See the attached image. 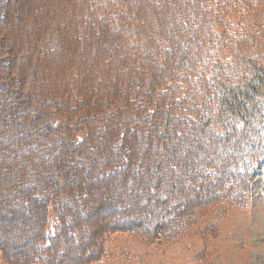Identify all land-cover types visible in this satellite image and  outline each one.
<instances>
[{
	"label": "trees",
	"instance_id": "1",
	"mask_svg": "<svg viewBox=\"0 0 264 264\" xmlns=\"http://www.w3.org/2000/svg\"><path fill=\"white\" fill-rule=\"evenodd\" d=\"M3 2L6 5L9 0ZM140 2L142 6L149 2L158 11L165 6L154 22H147L146 12L138 9ZM148 2L76 0L71 3L77 7L76 11H63L64 16L77 14L82 20L79 28L72 31H64L62 25L66 18L61 16L38 23L29 4L26 5L28 10L20 12L22 16L15 12L12 26L4 28L2 25L0 152L8 149L7 146H11V152L0 156V164L6 161L15 170L8 167L1 172L0 208L4 207L1 202L6 199L5 204L8 201L17 204L16 208L24 215L36 214L38 210L40 230L53 218L47 232L41 231L32 237L33 245L38 248L35 254L30 253L20 261H10L0 241L1 256L6 264H59L58 257L53 261L51 258L58 245L64 243V231L72 224L78 228L79 221L74 217H89L84 201L86 189H81L80 182H76V171L64 175V170L71 168L64 163L68 158L73 165L83 166L85 172L97 169L104 178L120 176L124 186L128 185L133 163L139 164V175L131 184L138 186L140 192L133 212L138 213L140 208L143 217L127 218L125 222L110 219L107 224L112 225L111 228L105 229V224L99 229L100 233L98 231L99 249L93 251L96 256L92 261L103 255L104 242L112 233L126 231L140 236L169 229L177 236L184 220L196 214L195 206L226 202L237 179L245 178V190L248 189L254 176L251 170L264 150V0H201L194 4L197 23L190 26L179 18L174 24L176 29L174 25L171 29L166 25L167 34L163 22L178 0ZM1 12L2 22L9 15L4 8ZM229 13L237 14L235 24L228 19ZM182 16V20L188 18V12ZM13 28L20 41L15 39L16 43L11 40L8 43L2 37ZM50 30L59 37V56L50 55L41 47V37ZM190 32H194L197 42L192 47V40L185 45V51L179 55L180 63L171 64L170 41L154 51L165 35L169 40L172 37L178 41ZM27 35L30 43L21 41V36ZM93 35L98 40L94 41ZM109 44L116 46L107 47ZM178 44L173 47L174 52ZM106 47L112 56L106 55ZM23 49L37 61L41 57L54 58L53 63L47 64L59 67L58 72L50 69L59 80L55 78L56 83L50 81L44 85L40 92L49 91L50 98L38 96L41 104L37 114L32 116V124L24 123L20 128L16 114L19 115L21 106L27 107L34 93L22 92L21 72L16 73L17 84L11 86L8 72L11 62L27 67V60H16ZM153 54L163 57L164 61L170 58L169 66L155 70ZM79 65L87 67L82 73L72 70L71 74L72 66L75 71L79 70ZM72 76L78 79L77 84L65 83ZM97 76L99 82L104 78L100 83L102 94L108 95L104 99L101 93L99 96L94 92ZM73 94L78 98L72 100ZM202 104L207 109L203 113ZM12 112L15 117L8 119ZM38 119L46 121L44 128H37ZM139 143L143 146L140 156L137 155L139 148L135 147ZM97 144L103 145L97 147ZM80 146L84 149L82 157L65 154L66 149L72 154V150ZM92 151L97 153L92 155ZM244 160L250 162L245 174L237 170ZM152 165L160 181L158 188L149 181ZM139 181L144 184L140 185ZM237 194L242 195V192ZM87 197L91 198L89 193ZM153 198L156 201L151 203ZM104 201L101 204L105 205ZM189 201L194 205L192 211ZM132 207L131 202L115 210L128 212ZM163 207H167L163 215L165 221L163 217L162 220L153 218ZM56 254L58 256V252Z\"/></svg>",
	"mask_w": 264,
	"mask_h": 264
},
{
	"label": "rangeland",
	"instance_id": "2",
	"mask_svg": "<svg viewBox=\"0 0 264 264\" xmlns=\"http://www.w3.org/2000/svg\"><path fill=\"white\" fill-rule=\"evenodd\" d=\"M3 1L4 0H2V2ZM22 1L23 0H9L6 5H4V2L2 4L0 1V17L2 16L1 11L3 8L6 10V15H9L7 19L2 21L3 23L0 21V29H2V25H4V28L12 26L14 16H22L21 13H23L26 9L28 10L26 6L28 4L29 7L33 9V17L38 21V23H44V19L46 18L53 19L57 16H61L63 19L66 18L64 24L62 25L64 26V31H72L74 29H78L81 23L80 21H82L78 16H76L77 14H68L67 16H64L63 13L64 10L68 12L72 11V13L74 10H77V7L71 4L76 0H25V4H23ZM143 1L148 2V0ZM199 1L201 0H178V2H176V7L171 10V13L168 8L167 11L169 12L166 13L167 17L163 22L165 26L163 30L166 31V34L168 33L169 28L171 29V25L173 26L176 24L179 18L180 22L186 20L187 24H190V26H193L195 23H197L195 19H197L198 16L194 14L193 11L197 12L194 4ZM102 2H104V0H102ZM57 4H59V6ZM140 4L141 6H138V9H143L146 12L144 19L147 22H154L155 16H157L159 12L163 11L165 6L164 4L162 6V10L158 11L155 6H150L149 2L144 4V6H142L141 2ZM185 11L188 12V18H184L182 20V13ZM115 12L117 13L118 11ZM192 18H194V20H192ZM86 19L89 20L87 16ZM228 19L235 24L237 14L229 13ZM166 25L169 27L168 29L166 28ZM14 31V28L8 31V34L3 36L2 39L8 43L10 40L12 43H16L17 41H15V39H17L19 35H15ZM92 37L94 41L95 39L98 40L97 37L94 39V35ZM164 37L165 39L160 38L157 46L154 48V51H158V49H160L162 46H165L167 42L170 41V46L168 47H172L170 49L172 55V57H170L171 64L175 62L180 63V52L185 51V45L190 42V40H192L190 45L191 47L195 46L197 42V40H195L196 35L194 32H190V34L182 36L180 40L178 38V41L176 38L172 37L169 40L167 35ZM105 38L108 39V36ZM41 39L42 40L40 44L42 49L47 50L48 54L50 55L56 54L59 56V37L55 31L50 30L47 33L44 32V35L41 37ZM18 41H20V39ZM21 41L30 43L31 38L30 36L28 37V35L21 36ZM177 44L179 45L178 50L174 52L173 47H175ZM115 46L116 45L112 46L109 44L107 47ZM107 47L106 55L108 57L112 56L111 51H109ZM151 51H153V49ZM26 53L27 49H23L17 55L16 60H27V67L25 68L24 65L19 66L17 65V62H11L10 72H8L9 77L12 80L11 86H15L17 84L19 78L17 79L16 73L21 72L23 78V84L21 88L22 92L24 91L28 93H34L29 99L27 107L21 106V111L18 112L19 115L16 114L21 122V125L19 126L20 128H23L24 123L32 124V116L37 114L36 112L39 111L41 104L39 97L43 99L50 98L49 91L40 92L44 85L51 82L56 83L59 80V77L56 76L57 74L55 75L54 73H51V70L58 72L59 67L54 64H47L50 61L53 63L54 58L50 60V57H41V59L38 58L37 61ZM153 56L156 59V63H154V65L152 64L155 70H163V67L169 66L167 61L170 60V58L167 61H164L163 57H156V54H153ZM114 58L118 59L116 57ZM151 58L152 57L150 56V59ZM158 59L160 60L157 61ZM216 66H214V68ZM86 67L83 68L79 65V70L77 69L74 71V66H72L71 74L72 70L73 73L76 74H78V72L82 73ZM55 78L57 81L54 80ZM100 79L103 81L104 78L101 77ZM72 82H74V85H76L78 79L72 76L71 79H67L65 81V83ZM101 82H99V77L97 76L96 81L94 82V92L96 91L99 96L101 93L100 97L101 99H104V96L108 95H105V93L104 95L102 94L100 90ZM57 86L59 87L60 84H57ZM74 98H78V96L73 94L71 99L74 100ZM98 107L100 106L98 105ZM206 110V105L202 104V113ZM13 117L15 116L12 112L8 119ZM99 117L100 116L97 115L98 120L100 119ZM46 124V121L38 119L36 126L37 128H44ZM94 124L95 122L93 120V127L97 125L96 124L94 126ZM89 127L91 128V126ZM102 145L103 144H97V147ZM10 147L11 146H7L8 149L1 151L0 156H2V154L5 152L7 153L4 155L9 154L11 152ZM95 147L96 145L94 148ZM135 147L139 148L137 155H142V150L140 149H142L143 146H140L139 143L137 146L135 144ZM82 149L83 148L80 146L78 149H76V151L72 150V154L70 153L69 149H66L65 154L68 156L76 154L77 157H82ZM102 152L107 153L103 150ZM96 153V151H92L91 154L95 155ZM221 154L223 155V153ZM67 160L64 161V163L67 165V168H71L64 170V175L67 176L71 170L76 171V182H80L81 189H86L87 195L88 193L90 194V199H87V195L86 197L82 195L84 197V201H86V208L90 213L88 214L89 217H86V219H83L80 216L74 217L75 220L79 221V224H77L79 230L75 225L72 224V227H69L68 230L64 231V243H61V245L59 244L57 247L59 239L55 241V245L58 250L52 252L51 260H54L56 259L55 257H58L57 261L59 264H264V150L262 151L257 164L251 170V172L254 173V176L249 184V190L247 189L248 191L245 190V178L240 181L237 179L236 184H240V186L236 187L234 182V188H232L231 197H229L226 202H220L218 204L210 203L205 207H203L202 204L195 206L194 209L196 214L190 218L187 217L184 220L183 226L180 227L181 230L176 233L177 236L169 231V229L164 233H161L158 230L152 235L148 233L141 234L140 236H133L126 231L112 233L104 242L103 255L93 261L92 259H94L96 256V253L93 251L99 249V238L97 234L102 226H105L106 224L107 227H104L105 229L108 227L111 228L112 225L107 224L110 222V219L113 220V222L119 221L121 219L122 220L120 222H125L127 218L136 220L142 219L143 217V214H140V208L137 209L139 214L135 213L136 211L133 212V210L137 208L136 204L139 202L137 199H140L137 195L140 193L138 192V186H132L135 176L139 175V164L136 161L133 163L131 175L127 178L128 185L124 186L120 183V176L104 178L100 176V172H98L97 169L91 172H85L83 166L73 165L69 158ZM6 163L8 165H6ZM249 163L250 162H247L246 160L242 161L237 170H240V173H247L250 169ZM33 164L35 163H31V165ZM8 167L11 168V170H15L14 167H12V164H9L6 161L0 164V182L2 180L1 172H3V170H7ZM24 168L27 169L28 165H24ZM150 170L153 174L151 180L149 181L153 186L158 188L159 185L157 184H159L160 181L157 180L158 175L155 173V165H152ZM143 181H139L138 183L143 185ZM241 192L242 195L237 194ZM236 194L237 196H235ZM194 198L197 202H199L197 197ZM189 200L191 201L192 198ZM101 201H104L105 205L101 204ZM155 201L156 198H153L151 203H154ZM190 201L188 202V205L190 208L189 210L192 211V207L194 205H190ZM5 202L6 199L1 202V205L4 204V207L0 208V241L4 243L6 257L8 259H12L10 261H13L14 259L16 261H20L21 259L29 256L30 253L32 254L34 251L36 252V249L38 248H35L31 239L35 234H40L41 231L47 232V229L50 226L49 224L52 222L53 218L51 217L50 221H47V225L43 227V230H40L38 228V221L40 219L38 218L37 214L38 210L36 213L37 215H24L23 213L19 212L20 209L16 208L17 204H9V201L5 204ZM97 202H99V206H96ZM131 202L133 203L131 211L118 212L115 210V208L127 206V204H130ZM35 207L38 209V205H35ZM163 208L164 209H161L159 213H155L153 218L158 217L160 220H162L163 217V221H165L163 215L166 212L165 209H167V207ZM155 211H157V208ZM107 214H110L111 217H109V215L107 216ZM49 231L52 232V229H49ZM68 236H70V238H68ZM56 252H58V256ZM1 254L2 251L0 249V264H6L2 259ZM33 256L31 259H33Z\"/></svg>",
	"mask_w": 264,
	"mask_h": 264
}]
</instances>
